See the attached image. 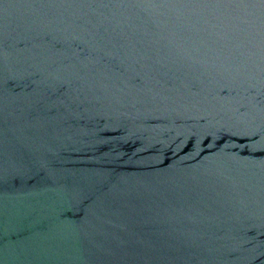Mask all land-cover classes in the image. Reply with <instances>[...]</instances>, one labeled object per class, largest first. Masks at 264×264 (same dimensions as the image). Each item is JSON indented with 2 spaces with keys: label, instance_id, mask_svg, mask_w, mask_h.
Returning a JSON list of instances; mask_svg holds the SVG:
<instances>
[{
  "label": "water",
  "instance_id": "water-1",
  "mask_svg": "<svg viewBox=\"0 0 264 264\" xmlns=\"http://www.w3.org/2000/svg\"><path fill=\"white\" fill-rule=\"evenodd\" d=\"M0 264H264V0H0Z\"/></svg>",
  "mask_w": 264,
  "mask_h": 264
}]
</instances>
